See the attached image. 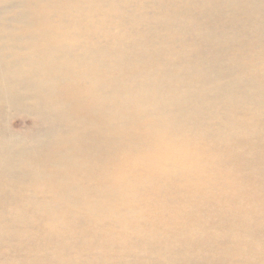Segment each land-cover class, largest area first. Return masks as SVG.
<instances>
[{
    "label": "bare ground",
    "instance_id": "obj_1",
    "mask_svg": "<svg viewBox=\"0 0 264 264\" xmlns=\"http://www.w3.org/2000/svg\"><path fill=\"white\" fill-rule=\"evenodd\" d=\"M0 264H264V0H0Z\"/></svg>",
    "mask_w": 264,
    "mask_h": 264
},
{
    "label": "rangeland",
    "instance_id": "obj_2",
    "mask_svg": "<svg viewBox=\"0 0 264 264\" xmlns=\"http://www.w3.org/2000/svg\"><path fill=\"white\" fill-rule=\"evenodd\" d=\"M36 127L31 117H13L9 122V127L12 131L21 133L25 130L31 129L32 127Z\"/></svg>",
    "mask_w": 264,
    "mask_h": 264
}]
</instances>
